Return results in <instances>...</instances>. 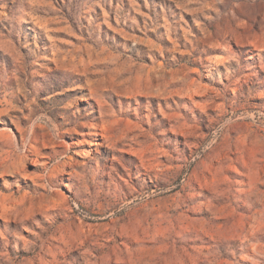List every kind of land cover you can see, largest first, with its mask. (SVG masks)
<instances>
[{"label": "rangeland", "instance_id": "1", "mask_svg": "<svg viewBox=\"0 0 264 264\" xmlns=\"http://www.w3.org/2000/svg\"><path fill=\"white\" fill-rule=\"evenodd\" d=\"M0 264H264V0H0Z\"/></svg>", "mask_w": 264, "mask_h": 264}]
</instances>
